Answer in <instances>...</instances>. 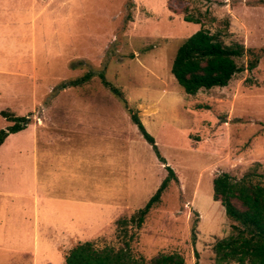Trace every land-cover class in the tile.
I'll use <instances>...</instances> for the list:
<instances>
[{"label":"rangeland","instance_id":"obj_1","mask_svg":"<svg viewBox=\"0 0 264 264\" xmlns=\"http://www.w3.org/2000/svg\"><path fill=\"white\" fill-rule=\"evenodd\" d=\"M200 28L250 49L256 66L245 68L246 53L226 86L187 94L170 66ZM87 71L82 85L55 90ZM1 110L30 121L0 145V264H61L85 240L121 246L117 220L146 203L165 165L177 181L140 227L129 223L132 253L217 264L212 246L232 220L213 178L264 173V2L0 0ZM10 124L0 114V129Z\"/></svg>","mask_w":264,"mask_h":264},{"label":"trees","instance_id":"obj_2","mask_svg":"<svg viewBox=\"0 0 264 264\" xmlns=\"http://www.w3.org/2000/svg\"><path fill=\"white\" fill-rule=\"evenodd\" d=\"M246 53H250L251 58L245 68L251 71L258 62L255 53L237 42L225 44L217 34L200 28L177 47L170 72L187 94H195L201 89L226 86L232 76L243 69L237 59ZM92 74V71H87L73 79L64 80L55 90L82 85L90 80ZM98 76L125 103L122 92L105 79L102 71L98 72ZM128 110L141 136L151 145L158 160L165 163L154 137L146 130L137 112ZM0 114L11 122L0 129L1 145L9 133L25 128L30 118L14 116L4 110ZM165 169V177L146 203L129 219L117 220L116 237L122 243L121 246H98L95 241L85 240L71 247L61 264H185L178 253H158L145 259L134 255L130 248L134 233L129 232V223L140 227L149 210L160 202L169 183L177 181L173 169L169 165H165ZM212 197L220 202L226 216L232 220L230 233L217 239L212 246L216 263L264 264V173L250 170L240 178H235L227 172H221L212 180Z\"/></svg>","mask_w":264,"mask_h":264}]
</instances>
